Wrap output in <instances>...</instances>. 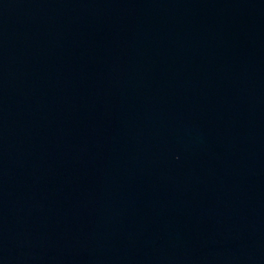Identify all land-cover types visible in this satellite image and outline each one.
<instances>
[{
    "label": "water",
    "instance_id": "water-1",
    "mask_svg": "<svg viewBox=\"0 0 264 264\" xmlns=\"http://www.w3.org/2000/svg\"><path fill=\"white\" fill-rule=\"evenodd\" d=\"M0 264H264V0H0Z\"/></svg>",
    "mask_w": 264,
    "mask_h": 264
}]
</instances>
